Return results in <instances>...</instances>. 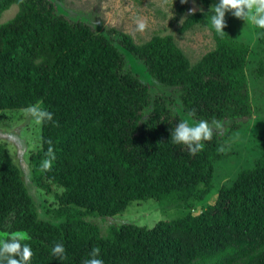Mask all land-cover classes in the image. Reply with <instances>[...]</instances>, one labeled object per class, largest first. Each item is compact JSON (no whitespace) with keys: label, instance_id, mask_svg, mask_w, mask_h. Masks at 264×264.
I'll list each match as a JSON object with an SVG mask.
<instances>
[{"label":"trees","instance_id":"1","mask_svg":"<svg viewBox=\"0 0 264 264\" xmlns=\"http://www.w3.org/2000/svg\"><path fill=\"white\" fill-rule=\"evenodd\" d=\"M63 2L0 0V16L18 6L0 24V112L42 103L53 113L52 121H41L40 147L29 159L36 185L45 193L59 190L57 208L41 219L0 145V232L5 238L26 234L31 264H83L93 249L104 264H264V148L195 214L216 192L214 163L229 157L223 137L213 132L195 155L173 143L171 131L183 120L174 98L153 102L124 58L132 54L179 93L192 118L247 121L253 114L249 45L226 23L223 35L211 30V12L188 14L181 30L206 26L214 41L191 64L171 35L136 44L117 30L95 33L85 21L58 12ZM254 36L259 58L252 73L264 80V30ZM50 148L55 158L45 170ZM149 199L179 201L186 214L152 227L111 226L107 236L88 219L113 217L130 202ZM57 243L65 248L62 260L52 255Z\"/></svg>","mask_w":264,"mask_h":264},{"label":"rangeland","instance_id":"2","mask_svg":"<svg viewBox=\"0 0 264 264\" xmlns=\"http://www.w3.org/2000/svg\"><path fill=\"white\" fill-rule=\"evenodd\" d=\"M218 0H64L57 3V11L71 18L85 21L95 33H108L117 30L128 34L134 43L143 44L154 35H171L176 46L195 64L202 55L214 48L212 33L206 26L195 25L181 30L182 22L188 14L208 11L212 13V6ZM17 4H12L0 16L3 24L17 12ZM181 8H186L181 12ZM190 9H196L190 11ZM143 22V30L138 23ZM225 22L232 31V36L243 41L251 48L249 63L246 67V79L250 103L253 114L249 120L243 119H206L213 126V132L223 138L225 149L229 152L227 159L214 163L212 181L214 192L193 211L199 213L208 204H212L218 189L231 185L232 181L242 169L252 167L254 160L264 148V80L257 79L252 73L259 58L256 47V28L240 18L226 12ZM128 71L135 74L141 83L150 90V99L155 102L162 98H174L176 109L182 119L197 120L186 114L184 103L176 91L170 86L157 80L150 71L146 70L132 54L124 53ZM32 106L45 109L42 103H36L26 109L0 112V145L6 150L11 162L16 166L20 177L32 196L39 217L46 219V213L57 208L54 193H45L32 179L33 165L30 155L40 147L41 121L28 111ZM236 126L233 131L230 128ZM181 203L169 201H133L126 209L113 217L91 216L88 219L95 223L101 235L107 236L111 226L117 227L124 223H131L140 227H152L160 220L171 221L186 214ZM52 216V214H49ZM0 232V239L5 238Z\"/></svg>","mask_w":264,"mask_h":264},{"label":"clouds","instance_id":"3","mask_svg":"<svg viewBox=\"0 0 264 264\" xmlns=\"http://www.w3.org/2000/svg\"><path fill=\"white\" fill-rule=\"evenodd\" d=\"M195 10L190 9V11ZM226 12H231L234 17L264 30V0H218V3L212 6V13L208 20L210 29L217 34L223 35L225 33L223 29L226 23ZM137 26L143 30L145 24L139 22ZM28 111L37 121H52L53 119L52 112L37 106H32ZM212 135L213 126L207 120L186 118L177 123L174 130L171 131V140L175 144L186 146L189 154L195 155L205 147V141L212 139ZM47 155L49 158L42 163V168L45 170L51 167L55 158L51 148ZM28 239L26 234L22 232L0 239V264H31L33 250L31 245L25 242ZM52 255L62 260L65 255L64 245L62 243L54 244ZM83 264H104L103 259L99 257V249H93Z\"/></svg>","mask_w":264,"mask_h":264}]
</instances>
